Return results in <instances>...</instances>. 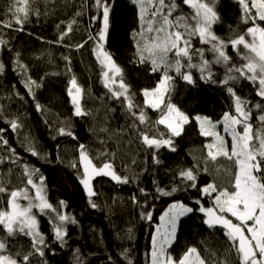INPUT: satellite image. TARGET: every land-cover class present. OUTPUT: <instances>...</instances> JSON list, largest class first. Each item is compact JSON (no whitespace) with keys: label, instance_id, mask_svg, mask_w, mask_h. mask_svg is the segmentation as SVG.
Listing matches in <instances>:
<instances>
[{"label":"trees","instance_id":"16d2710c","mask_svg":"<svg viewBox=\"0 0 264 264\" xmlns=\"http://www.w3.org/2000/svg\"><path fill=\"white\" fill-rule=\"evenodd\" d=\"M13 3L14 0H0V22L12 20L8 8ZM111 3L110 27L104 47L123 69V78L130 86L129 94L134 104L145 111L154 125L149 135L164 133L165 138L171 135L165 125L155 124L169 103L177 105L189 117L181 136L173 137L176 151L166 147L157 150L156 156L161 163L155 164L154 150L143 145L138 130L132 127L133 117L126 110L123 97L116 99L105 87L102 66L94 51L96 42L88 39L89 35L96 36L102 25V20L94 19L102 13L95 7V0H35L30 7L38 9L39 16L30 15L23 31L17 30L15 23L11 28L0 27V38L7 42L0 47V62L5 65L4 72L0 73V129L5 130L3 137L9 142L7 146L0 144V182L8 189V192L0 193V211L9 209L10 191L25 188L29 199L19 198L21 204L25 205L29 200L38 202L35 198L39 188L40 195L56 209H46L45 212L32 209L48 247L44 257L31 256L30 264H42L43 261L47 264H76V249L80 250L84 264H151L152 237L160 224V216L170 204L179 201L194 211L180 218L176 240L168 248L173 257L178 260L188 247H196L208 264L225 259L235 264V248L226 235L227 230L222 225L209 227L205 223L208 217L199 209L215 207L217 195H205L200 189L215 182L218 188L231 190L229 182L236 168L226 158L220 157L216 161L207 158L205 145L213 143L214 139L201 134L195 117L207 116L215 123L222 120L225 112L235 115L234 97L227 91L228 87H233L236 95L248 102L246 110L251 111L249 122L254 133L262 127L259 116L264 115V98L257 95V85L243 78L230 80L228 85L221 83L229 67L239 68L245 62L242 55L247 50L241 46L238 53L229 46L226 52L231 60L227 65L216 64L214 54L209 51L210 45L193 36L192 47L203 49V58L211 62L215 83L202 79L206 73L202 74L199 67L188 68L187 58H183L181 64L184 67L180 73L174 67L169 69L172 79L164 102L160 109H153L145 105L142 90L154 88L162 79L163 71L152 72L150 62H138L133 33L142 30L139 6L132 0H111ZM169 3L170 0H165L166 5ZM175 3L177 8L170 19L179 16L184 18L182 24H194L190 19L194 9L183 0H175ZM146 9L147 20L151 11L147 4ZM216 11L220 19L212 26V31L222 39L243 35L253 25L252 21L248 24L242 22L243 10L238 0H217ZM73 20L72 33L57 43L59 34ZM256 23L264 27V22L257 20ZM245 38L250 40L248 36ZM140 39L137 35L136 40ZM84 41L87 43L82 48L75 47ZM17 59L26 70L18 66ZM174 59L169 54V63H174ZM191 63L200 65L201 57L193 53ZM186 72L191 73L194 83L182 78ZM73 75L84 89L82 106L89 113L86 116L75 115L67 93ZM231 75L238 73L232 72ZM27 77L42 85L34 89L35 100L25 86ZM36 102L43 106V112L37 111ZM257 104L262 108H257ZM12 120L23 126L12 130ZM217 125L222 126V123ZM59 127H65L74 135H59ZM145 127L141 125L140 130ZM238 130H243L241 125ZM220 132L231 141L225 130ZM81 144L97 167L111 160L118 174L129 177L127 184L116 183L107 176L93 179L97 195L91 200L97 204L96 208L90 206L87 192L80 182L83 179ZM9 147L15 149V155L8 151ZM29 148L38 155H33ZM24 165L29 171L38 170L31 175L36 187L27 184ZM204 167L207 172L202 170ZM188 168L199 172L196 188L189 187L191 182L179 175L181 170ZM174 186L177 191L171 196L156 192L157 187L170 191ZM141 189L145 190L146 196ZM149 211L152 219L142 218V213ZM57 213L76 220L75 224H65L67 236L63 246L54 239L53 227L60 223ZM225 215L237 223L231 214ZM0 241L7 245L0 254L18 261L33 251L30 236L19 232L8 236L3 225H0Z\"/></svg>","mask_w":264,"mask_h":264},{"label":"snow or ice","instance_id":"6c2138e0","mask_svg":"<svg viewBox=\"0 0 264 264\" xmlns=\"http://www.w3.org/2000/svg\"><path fill=\"white\" fill-rule=\"evenodd\" d=\"M238 2L243 10L242 22L248 24L249 21H252L253 25L247 28L245 34L225 40L212 31V26L220 19L216 11L217 0H183L184 4L194 9V14L190 17L195 22L194 24H182L181 20L184 18L179 16L170 19L172 12L177 8L175 0H170L167 5L165 0H132L133 4L139 6V20L142 29L139 33H133L138 62H150L152 72L163 71L162 79L155 89L142 90L146 106L153 109L161 108L164 95L168 90L167 84L172 79L168 74L169 69L174 67L175 71L180 73L182 67H184L181 64L183 58H187L188 68L199 67L202 74L206 73V75H202V79L212 80L211 62L203 58V49L192 47L191 38L193 36H198L201 43L210 45L209 51L214 54L216 64L223 63L227 65L231 60L226 52L229 46L236 49L238 53H240L241 46L246 49L247 53L242 55L245 62L239 68L229 67L221 83L228 85L230 80L246 79L257 85V95L264 98V27L256 23L257 20L264 22V0H250V2L249 0H238ZM32 3H35V0H14V3L8 8V12L12 14V20L0 22V27L11 28L15 23L17 30L23 31V25L29 20L30 15L39 16V10L30 7ZM146 4L151 9L147 20L145 19L148 10ZM95 7L102 10L100 16L94 17V19L102 20V25L97 35H89L88 39L96 42L94 51L102 66L104 85L116 99L119 100L123 97L126 110L133 117L132 127L138 130V136L143 145L154 150L153 162L159 164L161 161L157 158L156 151L163 147L173 152L176 151L173 137L181 136L184 125L189 123V117L174 104L169 103L166 106V111L162 112L155 124L165 125L171 135L167 138H165L164 133L149 135L153 131L154 125L149 121L145 111L134 104L132 96L129 94L130 86L125 83L123 78V69L117 65L112 55L104 48L110 27L111 0H95ZM74 23L73 20L66 24L65 30L59 34L57 43L62 42L64 37L72 33ZM145 24L147 25L146 28ZM154 25L158 26L154 27ZM145 33L149 35H145ZM137 35L141 37L140 40H136ZM245 36L250 37V40L246 39ZM6 43L5 40L0 38V47H3ZM85 43L87 41L77 44L75 47L77 49L82 48ZM193 53L201 57V63L198 66L191 63ZM169 54L175 58L174 63H169ZM18 57L19 53H17ZM64 59L69 61L68 57H64ZM17 64L26 70V66L20 65L18 59ZM4 70L5 65L0 62V73H3ZM232 72H236L238 75H231ZM182 78L190 84L195 82L190 72L184 73ZM212 82L215 83L214 80ZM24 83L29 94L35 100L34 89L40 88L41 83L31 77H27ZM227 91L234 97L235 115L225 112L222 120L215 123L207 116L198 115L195 120L199 122L200 132L203 136L215 138L213 143L205 145L207 158L216 161L218 158L223 157L234 163L236 171L229 182L232 191H229L227 187L218 188L215 182L203 186L200 189L203 194L217 193V195L215 196L214 208L205 209L200 207L199 210L206 213L208 219L205 223L209 227L222 225L227 230L226 235L232 242L231 246L235 248V264H264V115L259 116L262 127L254 133L253 125L249 122L251 111L246 110L248 102L242 101L241 97L236 95L233 87H228ZM67 93L71 104L74 106L75 115H88L89 113L82 106L84 89L77 84L74 75L70 80ZM35 107L37 111H44L39 102H36ZM256 107L262 108V105L257 104ZM218 123H222L225 132H229L231 135L230 150L224 137L215 130ZM141 125L146 126L144 130H140ZM240 125L243 126L242 131L237 130V126ZM22 126L17 120L10 121V128L14 131ZM4 131L0 129V144L7 146L9 142L3 137ZM57 132L59 135H74L65 127H59ZM8 151L15 155L14 148L9 147ZM29 151L33 155H38L33 148H29ZM79 154L80 160L83 162V179L80 182L87 192L92 208L97 207V204L91 200V197L97 195L92 185L93 179L107 176L116 183L127 184L129 182L128 176L117 173L111 160L97 167L82 144L79 146ZM0 162H2V159H0ZM199 167V165L196 166L197 169ZM24 170L28 174L27 184L36 187L31 175L32 172L38 170L29 171L27 165H24ZM202 170L204 172L208 171L207 167ZM198 174L199 172L194 171L192 168L183 169L179 172L182 178L191 182L188 185L191 188L197 187ZM140 191L145 196L147 195L144 189ZM176 191L177 187L175 186L170 191L159 187L156 189V192L163 196H171ZM5 192H8V189L0 182V193ZM8 195L9 209L0 211V225H3L6 229L8 236H13L17 232L30 236L33 251L23 255L19 261L9 255L0 254V264H30L31 256L44 257L45 248L48 247L44 235L39 231L38 222L35 215L32 214V209L38 208L40 212H45L46 209L56 211V209L40 195L39 188H37L35 198L38 202L29 200L26 207H22L18 202L21 197L26 200L29 199L26 188L12 190ZM133 201L135 202V197H133ZM61 203L63 204V202ZM193 211V208L177 201L170 204L168 209L160 216L161 223L156 226V234L152 237L151 264H208V261L201 256L196 247H188L178 260L167 251L176 240L180 218ZM225 213L231 214L237 223H233L231 219H228ZM142 218L151 220L152 213L150 211L144 212ZM57 219L60 223L55 224L53 227L54 239L63 246L66 243L65 237L67 236L65 224H75L76 220L74 217L63 213H57ZM6 248V243L0 241V253ZM124 254L126 255V252ZM74 258L76 264H84L79 249H76ZM42 264H47V262L43 261ZM212 264H230V262L227 259L224 261L215 260Z\"/></svg>","mask_w":264,"mask_h":264},{"label":"rangeland","instance_id":"374dc122","mask_svg":"<svg viewBox=\"0 0 264 264\" xmlns=\"http://www.w3.org/2000/svg\"><path fill=\"white\" fill-rule=\"evenodd\" d=\"M159 19V18H158ZM156 26H158V25H154V27H156ZM147 27V25L145 24V28ZM145 35H149V34H147V33H145ZM105 48V47H104ZM105 50H106V48H105ZM118 65V64H117ZM119 66V65H118ZM161 81V80H160ZM160 81L157 83V85L160 83ZM157 85L154 87V88H152V89H155L156 87H157ZM168 85H169V82H168V84H167V88H168ZM152 89H149V90H152ZM175 105V104H174ZM177 108H179L177 105H175ZM182 111V110H181ZM183 112V111H182ZM242 126V125H241ZM221 129H223V130H221ZM242 129H243V126H242ZM217 132H219V134L221 135V136H223L224 137V139H225V141L227 142V144H228V147H229V150L231 149V144H232V139H231V141H230V139H227L224 135H223V133H221L220 131H224V126H223V124H222V126H218V125H216V129H215ZM220 130V131H219ZM237 130H238V126H237ZM239 131V130H238ZM227 134L231 137V135H230V133L229 132H227ZM213 139H215L214 137H213ZM214 141V140H213ZM229 190V189H228ZM229 191H232V189L231 190H229ZM18 202L20 203V205L22 206V207H26L27 206V204L29 203V202H27L25 205H23V204H21V202H20V200L18 199ZM186 206H188V205H186ZM189 207V206H188ZM212 208H214V207H212ZM168 209V208H167ZM166 209V210H167ZM165 210V211H166ZM164 211V212H165ZM163 212V213H164ZM33 214V213H32ZM34 215V214H33ZM205 215H206V213H205ZM206 217H207V215H206ZM160 223H161V221H160ZM155 234H156V232H155ZM170 248V247H169ZM167 251H168V253L173 257V255H172V253H170V251H169V249H167Z\"/></svg>","mask_w":264,"mask_h":264}]
</instances>
